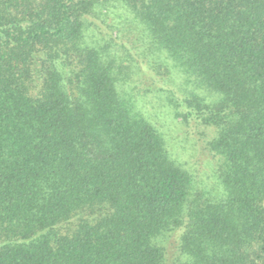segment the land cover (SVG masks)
<instances>
[{"label": "trees", "instance_id": "1", "mask_svg": "<svg viewBox=\"0 0 264 264\" xmlns=\"http://www.w3.org/2000/svg\"><path fill=\"white\" fill-rule=\"evenodd\" d=\"M0 264H264V0H0Z\"/></svg>", "mask_w": 264, "mask_h": 264}, {"label": "rangeland", "instance_id": "2", "mask_svg": "<svg viewBox=\"0 0 264 264\" xmlns=\"http://www.w3.org/2000/svg\"><path fill=\"white\" fill-rule=\"evenodd\" d=\"M174 142H175V140H174ZM188 146H189L188 149H190V151H189L190 154L186 152L187 153L186 156L189 157L188 160H190V164L193 165V167H194L195 170H197L198 168H200L202 170L201 172L207 173L209 171L208 167H210V164L209 163L208 164L206 163L207 157L206 156H203L200 159V161L197 160V158H198L199 155L197 154L198 153V151H197L198 149L196 147L195 142L190 141Z\"/></svg>", "mask_w": 264, "mask_h": 264}]
</instances>
